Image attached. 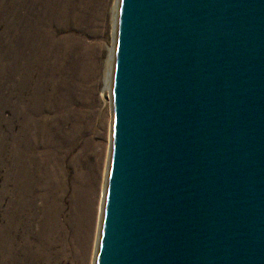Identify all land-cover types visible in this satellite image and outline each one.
Here are the masks:
<instances>
[{"label":"water","instance_id":"1","mask_svg":"<svg viewBox=\"0 0 264 264\" xmlns=\"http://www.w3.org/2000/svg\"><path fill=\"white\" fill-rule=\"evenodd\" d=\"M94 264H264V0H119Z\"/></svg>","mask_w":264,"mask_h":264},{"label":"rangeland","instance_id":"2","mask_svg":"<svg viewBox=\"0 0 264 264\" xmlns=\"http://www.w3.org/2000/svg\"><path fill=\"white\" fill-rule=\"evenodd\" d=\"M58 2L59 0H0V142H2L0 143V149H3L0 153V162L2 161V165L0 163V167H2L0 168V264H43L35 249L39 242L37 241L39 239L37 234L40 230L39 222L43 217L44 210L47 211L50 207L54 208L52 205L45 204L46 201L44 200L47 196L45 183L46 185L47 183L51 184L52 188L54 176L56 175L59 179ZM106 2L108 3L106 4ZM104 3L106 11V28H104L106 30L104 29V32L99 33L95 31L92 36L101 59L102 52L104 49L107 50L106 45L111 43V35L108 31V20L111 16H109L110 11L107 6L110 0H103L102 4ZM15 12L18 14V27H21L18 28L16 39L19 50L16 62H14L11 53L14 43L11 39L15 37V30L12 27L13 13ZM10 25L11 27H9ZM20 35L22 36L20 37ZM14 64H17L18 69L20 68L17 74H20L19 77L22 79V83L19 81L18 94L15 92L16 90L11 88L10 79L14 77L13 75H17L13 73ZM95 97L94 101L97 103L99 97L96 95ZM98 105H101L100 101ZM104 109L103 113L98 114L99 110L96 108L97 115L95 114L90 119H86L83 128L85 131L82 129L80 132L82 134L78 133L74 139L75 142L72 143L74 145H71L69 151L70 154L83 151L84 164L89 162L93 167L97 165V168L103 162L105 146L109 145L106 136L107 121L112 114H108L110 110L108 112L107 105H104ZM99 120L105 122L104 125ZM15 135L17 138H23L22 143H20L23 151L26 146L24 154L20 156L21 159H24L26 164L29 161L28 172L26 173L30 181L29 190L22 198V203L27 204L23 206L24 208L22 207L23 209L21 208L20 213L17 211V202L12 205L13 197L11 195H13L14 187L6 180L10 153L9 142ZM36 159H39V162ZM51 169L53 171H50ZM54 171L57 172L54 173ZM69 171L71 170L67 172ZM35 193L39 196L33 201L32 196ZM32 202H35L34 205ZM58 213L55 216L57 224L59 221ZM17 214L20 216L18 217ZM10 223H12L11 227ZM57 224L55 226L58 231L53 235L54 243L50 248L53 254L49 253L50 259H48V262L50 261L51 264L52 262L54 264H82V256L75 257L69 254L70 256L66 259L59 257V224Z\"/></svg>","mask_w":264,"mask_h":264},{"label":"bare ground","instance_id":"3","mask_svg":"<svg viewBox=\"0 0 264 264\" xmlns=\"http://www.w3.org/2000/svg\"><path fill=\"white\" fill-rule=\"evenodd\" d=\"M102 2L103 0H59L58 2L59 52L57 53H59V65L57 68L59 69V179L56 177V175L54 176V181H52V184H54L52 185V188L51 184L47 183L46 185L45 183L47 190V196H45L44 200L46 201L45 204L52 205L54 208L52 209L50 207L47 209V211L44 210L43 217L39 222L40 230L37 234L39 237L37 241L39 242L37 248L35 249L37 256L41 258L43 264H51L50 261L48 262V259H50L49 253L53 254V251L50 250L54 243L53 235H55V233L58 231L57 227L55 226L57 224L55 216L58 211L59 257L66 259L70 255H74L75 257L82 256V264H94L97 253L96 250L98 246L99 232L101 230L100 224L102 221L103 202L111 149L112 116L108 117V121L106 120V136L109 145L105 146V155L99 168H97V165H94L93 167V165L89 162L84 164L83 151H80L76 154H70L69 151L71 150V145H74L72 144L74 139L84 128L86 119H90L95 114L97 115V112L95 111L96 108H98V114H100V112L103 113L106 109H104V105H107L108 112L110 110L108 114H112L111 82L113 74L112 69L114 66L113 56L115 55L116 46L115 30L117 27L116 17L118 15L119 0H110V3L107 5L110 11L109 16H111L110 19L108 18V31L111 35V43L106 45L107 50L105 51L104 49L101 59V55H99V52L97 53V46L94 44V39L92 36L94 35L95 31H98V33L104 32V29L106 28L105 3L102 4ZM107 3L108 2H106V4ZM16 13L17 12L13 13L12 20V27L15 30V37L14 39H11L14 41L11 52L14 62H16V58L19 56L16 40L19 28V20L18 14ZM9 27H11V25ZM21 36L22 35H20V37ZM16 65L17 64H14L13 68V73L15 74H17L20 69H18V66ZM19 75H13L14 77H11L10 79L11 88L16 90L15 92L18 91L19 81H22ZM95 95L99 97L98 100L100 101V106L98 105L99 101H97V103L94 101ZM100 123L104 125L105 122L100 121ZM22 140L23 138H17L16 135L11 138V141L9 142L10 153L8 156L9 162L7 163V172L5 170L6 180H8L9 183H11L14 187L13 195H11L13 197L12 205L17 202V211L19 213L24 208L23 206L27 204H25V202L22 203V198L24 197L23 195L28 192V185L30 183L28 180V174H26L28 172L29 161L26 164L24 159H21L20 157L26 150V146L24 151L21 149L20 143H22ZM1 150L3 149H0V153L2 152ZM0 163L2 165V161ZM68 170L71 171L67 172ZM50 171L53 170L51 169ZM56 172L54 171V173ZM38 196L39 194L35 193L34 196H32L33 201L34 199L38 198ZM34 203L35 202H32L33 205ZM91 222L93 223L91 224ZM10 224L11 227L12 223ZM52 264L54 263L52 262Z\"/></svg>","mask_w":264,"mask_h":264}]
</instances>
